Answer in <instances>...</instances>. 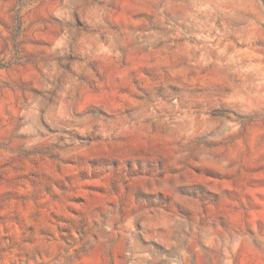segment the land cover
I'll list each match as a JSON object with an SVG mask.
<instances>
[{
	"label": "rangeland",
	"instance_id": "374dc122",
	"mask_svg": "<svg viewBox=\"0 0 264 264\" xmlns=\"http://www.w3.org/2000/svg\"><path fill=\"white\" fill-rule=\"evenodd\" d=\"M0 264H264V0H0Z\"/></svg>",
	"mask_w": 264,
	"mask_h": 264
}]
</instances>
